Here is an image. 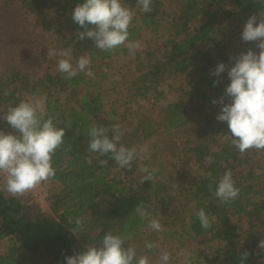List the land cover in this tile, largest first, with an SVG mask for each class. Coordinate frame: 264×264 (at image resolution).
I'll return each mask as SVG.
<instances>
[{
    "label": "trees",
    "instance_id": "16d2710c",
    "mask_svg": "<svg viewBox=\"0 0 264 264\" xmlns=\"http://www.w3.org/2000/svg\"><path fill=\"white\" fill-rule=\"evenodd\" d=\"M10 1H19L53 40L62 43L65 50H71L75 59L87 55L95 77L88 78L78 72L70 80L61 73L31 79L14 69L0 77V114L21 101L36 100L41 102L42 118L55 117L57 127L65 128L66 133L64 145L52 161L55 179L47 182L55 187L49 192L48 210L41 212L38 207L37 212H32L27 202L31 198L27 195L9 197L0 178V241H8L4 254H0V264H66L65 257L83 251L87 245L98 244L108 232L129 236L125 247L135 248L138 257L147 255L152 264H157L162 249L148 251L145 243L157 244L169 239L177 240L180 247L185 240L229 246L213 248L210 253L200 250L196 252L195 262L191 259L189 264H241V254L245 251L249 256L243 264H264V249L258 248L259 241L264 239V170L259 163L264 152L249 150L241 155L231 147L230 138L225 136L230 135L227 123L216 120L221 105L212 103L224 95L230 83L227 65L234 61L229 57L240 54L230 49L234 38L242 42L233 24L243 28L251 15L264 10V3L175 0V10L166 14L160 0H153L150 13L141 11L137 0H122L135 13L129 41L136 43L144 35H160L166 37L165 49L153 64L146 60V64H141L143 61L136 55L137 75L130 82V95L123 96L121 104L119 100L109 104L110 96L104 94L105 80L109 78L105 66L115 57H126L129 53L127 48L101 51L90 38L79 40L76 34L83 29L73 22L72 13L84 0ZM54 14L56 23L52 21ZM226 25L228 28L223 30ZM244 43L245 52L248 49L259 52L255 43ZM218 63H224L226 71L220 77L210 75ZM179 78L182 82L177 85L174 82ZM170 81L167 93L156 90ZM214 81H218L215 86ZM125 82L129 83L122 77L121 84ZM158 94L164 100L160 108L162 120L158 124L150 122L148 117L143 119L140 114L120 118L122 108L127 112L133 102ZM168 95L175 100L167 101ZM225 103L230 100L226 98ZM94 124L105 127L119 124L120 143L128 148H139L148 140L151 156L134 160L131 170L120 168L111 159L102 167L95 154L87 151L88 131ZM0 130L14 133L3 119ZM167 142L180 155L187 156V161L182 162L186 169L180 170L173 164L165 166V160L155 158L158 155L153 152L155 145L163 150L161 143ZM206 157H212L213 162L206 164ZM148 159L156 165L154 170L150 169ZM144 167L154 171V179L141 184ZM229 169L240 192L233 203L221 204L213 193L220 177ZM166 170L169 174L164 184L159 176ZM140 203L151 213L148 219L136 214L135 208ZM200 209L210 219L211 228L207 230L196 216ZM77 217L84 218L85 228L74 236L71 222ZM151 219L163 222L162 233H149ZM148 237L151 239H143ZM235 240L243 245L233 246Z\"/></svg>",
    "mask_w": 264,
    "mask_h": 264
},
{
    "label": "clouds",
    "instance_id": "9594fccd",
    "mask_svg": "<svg viewBox=\"0 0 264 264\" xmlns=\"http://www.w3.org/2000/svg\"><path fill=\"white\" fill-rule=\"evenodd\" d=\"M137 2L144 13L152 11L153 0ZM260 2L264 3V0ZM134 15L133 10L122 0H84L74 8L72 20L83 29L76 34L79 40L90 38L97 49L106 52L127 48L129 55L134 57L139 48V45L129 41V28ZM241 40L255 43L259 52L248 49L229 57L230 61H234L227 68L230 83L224 95L212 103L221 105L216 120L227 123L230 135L225 136L230 138V146L243 155L249 150L264 152V10L247 19ZM53 56L67 57L59 59L57 64V70L66 80L72 79L78 72H83L88 78L95 77L89 68L91 61L87 55L79 57L75 67L71 63L70 49L57 52L54 48H48V57ZM225 71L226 65L218 63L210 75L220 77ZM217 82L214 81L213 86ZM226 98L230 103H225ZM0 119L14 129V133L8 134L0 130V173L5 174V190L13 196L21 197L45 182H52L56 176L52 161L64 145L65 128L57 127L55 117L42 118L41 105L36 100L21 101L16 106H9L6 113L0 114ZM121 136L119 124L111 127L94 124L88 131L87 151L95 154L94 158L99 160L102 167H106L111 159L120 168L131 170L134 160L146 159L150 152L147 145L139 149L124 146L120 143ZM212 162V157L205 158L206 164ZM141 171L145 173L140 180L141 184L154 179V171L147 167ZM208 176L212 178L211 173ZM239 192L229 169L220 177L213 194L221 204H231L238 198ZM135 212L141 219H148L151 215L143 203L136 206ZM196 216L203 229L211 228L210 219L203 209ZM71 224L74 225L70 229L74 236H78L85 228L83 217L74 218ZM148 227L155 232L164 230L158 219H151ZM128 239L129 236L108 232L98 244L87 245L83 251L65 257L66 264H152L147 255L138 257L135 248L125 247ZM158 247L153 242L145 243L148 251ZM258 248L264 249V239L259 241ZM248 256L247 251L241 254V264ZM170 257L169 252L162 251L157 264H170Z\"/></svg>",
    "mask_w": 264,
    "mask_h": 264
},
{
    "label": "rangeland",
    "instance_id": "374dc122",
    "mask_svg": "<svg viewBox=\"0 0 264 264\" xmlns=\"http://www.w3.org/2000/svg\"><path fill=\"white\" fill-rule=\"evenodd\" d=\"M163 3V11L166 14L173 13L175 10V0H160ZM50 10L55 11L50 7ZM54 18L52 19L53 23L57 22V17L54 14ZM233 30L236 34H241V31L243 28L237 27V24H233ZM228 26H224L223 30L227 29ZM239 37V36H237ZM166 37H162L159 35V37L150 36V35H144L142 40L133 43L139 45L138 50L136 51V54L134 57L132 56H118L114 58V61L109 65L105 66L106 73L109 75V78L105 80V90H107L106 93L109 95V104L112 101H117L122 103V97L128 96L131 93V84L130 82H133L136 78L135 75V69H136V63L135 57L136 55L139 57L141 64H146V61L150 64H153L154 60L159 58L163 52L164 43H165ZM245 43L240 42L238 38H234L233 42L231 44L230 49H234L235 51L238 50L239 53L245 52L244 51ZM48 48H54L57 50V52L65 51L63 48V44L60 42H56L53 40L49 33L46 32L37 22L34 16H32L31 13H29L24 6L20 4L19 1H10V0H0V77L6 73L8 70H17L22 75H27L31 79H38L41 78L47 74H57L60 73L57 70V64L58 60L61 58H67V57H60V56H53L48 57ZM78 59H75L73 56H71V63L73 66H76V62ZM146 60V61H144ZM104 65H107L105 63ZM228 67H231L232 64L227 65ZM90 67V66H89ZM148 68V67H147ZM122 77H125L128 80V84L126 82L124 85L121 84ZM182 78H179L178 80H175V84L180 85L182 82ZM172 82H164L160 86L156 88L158 92L161 93V91H166V93L169 91V86ZM159 93V94H160ZM159 94L151 97L147 100L141 99L137 100L136 102H133L129 108L128 111H125V108H122L120 111V118L123 120L127 118L129 115H131V118L134 115L140 114L143 119L146 117L150 118V122L158 124L160 120H162V116L160 114V108L163 104L162 101L159 98ZM167 101H174V97L171 95H168L166 97ZM29 101V100H28ZM33 100H30L32 102ZM41 105V102H39ZM42 108V107H41ZM125 111V113H124ZM124 114V115H123ZM125 121V120H124ZM126 126V123L123 124V127ZM4 131V130H3ZM6 134L11 133V131H4ZM148 140L145 141L144 144H140V146L147 145L148 149L150 148L148 145ZM155 144H157L155 142ZM164 145L163 150L158 146L155 145L156 148L153 150V152H158V155L155 156L160 160H165L164 165L171 167V165H176L178 169L184 170L186 169V164L182 163L183 161H187V156H182L178 152L173 149L172 143L167 142ZM139 149V148H138ZM151 156V153L148 157ZM149 160V159H148ZM261 165V169L264 170V159L259 161ZM148 165L151 170H154L156 168V165L152 163L151 160H149ZM166 169V168H165ZM160 171V170H159ZM169 174L168 170L162 173V175L159 176V179H162L164 184L167 183L165 181V178ZM46 183V187L48 188L49 192L55 187L51 185L50 183ZM174 184V183H173ZM172 184V185H173ZM172 187H175L172 186ZM28 199V204L32 208V212H37L38 206L34 203L33 200ZM160 221V220H159ZM161 224L163 222H160ZM151 232H155L152 229H148ZM163 232V231H162ZM160 232V233H162ZM257 236L258 233L256 232ZM145 241L151 239L143 238ZM159 240V239H158ZM162 240V239H161ZM157 244L159 245L158 248L155 249H162V251H167L171 254L170 257V264H189V260L192 261V263L196 260V252L200 250H204L207 253L211 252V249L215 248H222L224 249V246L229 247L228 244H219L215 242H211L207 245L203 244L199 240H185L183 242V245L180 247L178 246L177 240L175 239H169L168 241H157ZM232 245L235 247H241L243 245V242L240 240H235L232 242ZM8 247V241L3 240L0 241V254H4L5 249ZM180 249V250H178ZM190 261V262H191Z\"/></svg>",
    "mask_w": 264,
    "mask_h": 264
},
{
    "label": "built area",
    "instance_id": "2783aa9c",
    "mask_svg": "<svg viewBox=\"0 0 264 264\" xmlns=\"http://www.w3.org/2000/svg\"><path fill=\"white\" fill-rule=\"evenodd\" d=\"M4 176V173H0L1 180H4ZM25 195L29 196L34 201L41 212L48 210L49 190L46 187V183L42 184L35 190L26 193Z\"/></svg>",
    "mask_w": 264,
    "mask_h": 264
},
{
    "label": "crops",
    "instance_id": "0c3cea01",
    "mask_svg": "<svg viewBox=\"0 0 264 264\" xmlns=\"http://www.w3.org/2000/svg\"><path fill=\"white\" fill-rule=\"evenodd\" d=\"M2 184H3L4 188H5V182H4V180H2ZM6 193H7V195L9 197H17V196H13V195L9 194L7 191H6Z\"/></svg>",
    "mask_w": 264,
    "mask_h": 264
}]
</instances>
